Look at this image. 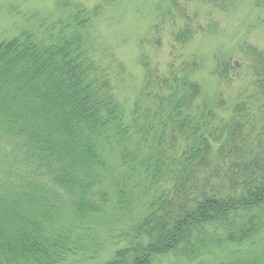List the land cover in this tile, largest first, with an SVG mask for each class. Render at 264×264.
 Returning <instances> with one entry per match:
<instances>
[{
  "label": "trees",
  "instance_id": "1",
  "mask_svg": "<svg viewBox=\"0 0 264 264\" xmlns=\"http://www.w3.org/2000/svg\"><path fill=\"white\" fill-rule=\"evenodd\" d=\"M167 1L177 7V0ZM257 2L264 5V0ZM99 9V5L91 12L76 9L66 26L59 19L40 20L36 30L22 29L0 40V264L67 262L69 239L46 229L34 231L51 219V204L59 193L81 220L92 219L104 201L116 199V206L124 208L128 200L120 186L114 188L113 198L106 190H98L93 198L91 191L108 176L103 170L109 155H116L117 163L133 176L146 177L143 189L161 179H179L173 186L177 191H170L184 201L171 207L173 201L164 191L149 199L126 245L102 264H146L148 255L167 250L191 259L211 245L229 252L213 264H264V146L255 155L246 149L248 140L240 135L244 121L236 118L242 116V105L236 103L230 127L215 136L208 122L221 101L208 103L201 111L193 109L200 86L199 57L171 59L167 71L159 73L157 57L151 53L160 46L159 37L151 38L160 26L154 23L139 46L143 94L125 114L112 89L115 71H123V65L112 53L94 51L88 29L89 17ZM183 19V26L172 34L180 45L204 31L188 16ZM261 23L264 27V20ZM241 49L253 88L264 94V53L246 42ZM228 69L232 68L221 58L213 72L221 77ZM177 136L182 141L178 149L173 143ZM212 141L218 145L215 157L210 153ZM239 145L244 149L237 152ZM234 154L241 164L236 173L230 170L218 177L219 172L206 169L219 159L221 164L227 159L233 163ZM203 169L214 172L216 186L207 187L209 179L198 184ZM53 188L59 193L54 195Z\"/></svg>",
  "mask_w": 264,
  "mask_h": 264
},
{
  "label": "rangeland",
  "instance_id": "2",
  "mask_svg": "<svg viewBox=\"0 0 264 264\" xmlns=\"http://www.w3.org/2000/svg\"><path fill=\"white\" fill-rule=\"evenodd\" d=\"M215 1L217 3H214ZM215 1L177 0V7H173L167 0H0V40L10 38L22 29L36 30L38 28L36 24L40 20L49 22L59 19L66 26L70 22L69 16L73 15L76 9L91 12L94 6L99 5L100 9L89 17L91 26L88 29L93 47L96 49L94 51L104 55L112 53L116 62L123 65V71H115V84L112 89L127 114L133 110L138 96L143 94L142 86L145 87L143 69L138 62L141 53L140 42L151 26L159 23L157 30L150 33L152 39L159 37L160 40V46L152 48L151 52L152 54L155 52L158 58L154 60L158 61L161 70L159 73L164 74L167 71V63L171 59L190 54L198 56L201 63L196 77L200 86L193 105L196 107L193 109L201 111L208 103L221 101L220 110L208 122V129L215 128L216 136V133L221 134L230 127L229 119L233 115V109L236 103H240L243 107L240 112L242 116L236 117L244 121L240 135L248 140L246 149L255 155L258 147L264 146V108L262 110L258 108L264 105V94L257 93L251 84L253 83L251 68L241 45L243 42L250 43L264 53V27L261 23L264 20V5L257 0ZM57 3L68 4L64 7L60 6L61 4L56 5ZM186 16L191 19L193 25H199L204 31L202 35H195L188 44H176L173 42L172 34L183 26V17ZM208 23L213 25L209 32ZM43 27L42 23L41 31ZM44 33L47 35L50 32ZM221 58L228 62L229 68H232L228 69L222 78L213 72L217 60ZM140 98L146 105L147 99L142 96ZM173 143L178 149L182 141L177 136ZM217 146L212 141L210 153L214 157ZM229 147V145L226 147V152H229ZM242 149L244 147L239 145L236 151ZM115 156L104 157L106 169L103 172L108 176L106 179L102 178L101 184L96 185L91 191H95L93 198L98 195V190L100 192L106 190L105 194L113 198L114 188L120 186L121 192L128 200L124 208L116 206V199L104 201V204L100 203L101 211L92 219L81 220L73 214L74 209L70 208L67 197L54 188L51 191L54 195L59 193L56 201L53 204L50 202L53 205L51 219L35 226L34 231L46 229L66 241L69 239L71 248L65 264H102L111 259L118 248L126 245V241L132 235L133 226L146 212V203L158 196L161 191L171 197L170 201H173L171 207H176V203L184 201L183 197L170 191L179 179L172 178L170 181L161 179L158 184L147 190L146 177L141 180L139 176L130 174L132 171L118 164ZM234 156L233 163L227 159L221 164L222 161L219 159L210 166L211 168L206 169L216 170L219 172L218 177L219 174L223 176L230 170L236 173L241 164H237L239 156L236 154ZM248 156L252 157L249 154ZM213 173L203 169L201 175L197 176L200 180L198 184L203 183L204 179H209L211 185L207 187L216 186L217 183L213 179L215 175L211 176ZM78 175L80 173L77 171L75 177L79 178ZM177 189L176 187L172 191ZM37 218L40 219L39 216ZM34 231L31 233L35 234ZM195 235L193 234V239ZM214 246L216 245H211L209 250H201L196 258L191 259L185 258L178 251L152 253L148 255L146 264H213L226 252V249L216 251ZM228 253H225V259Z\"/></svg>",
  "mask_w": 264,
  "mask_h": 264
}]
</instances>
